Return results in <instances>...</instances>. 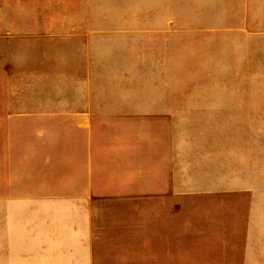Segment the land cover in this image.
Segmentation results:
<instances>
[{
    "label": "rangeland",
    "instance_id": "1",
    "mask_svg": "<svg viewBox=\"0 0 264 264\" xmlns=\"http://www.w3.org/2000/svg\"><path fill=\"white\" fill-rule=\"evenodd\" d=\"M64 111L179 147L174 257L137 198L70 240L85 186L29 180ZM0 264H264V0H0Z\"/></svg>",
    "mask_w": 264,
    "mask_h": 264
},
{
    "label": "crops",
    "instance_id": "2",
    "mask_svg": "<svg viewBox=\"0 0 264 264\" xmlns=\"http://www.w3.org/2000/svg\"><path fill=\"white\" fill-rule=\"evenodd\" d=\"M55 123L50 145L42 146L40 165L30 168L29 180H68L69 184L85 186V201L80 215L70 221L67 234L77 248L89 249L93 243V214L89 209L90 195L105 198L139 199L141 217L146 219V231L155 234L157 250L161 256L174 257L173 246L159 245V240H173L171 214L164 225V198L171 194L173 185L179 184V147L170 140L148 143V137L128 136L125 130L111 125L104 141L99 137V127L89 112H55L49 114ZM120 133L117 135V133ZM96 133V134H95ZM123 133L124 135H121ZM97 135V136H96ZM102 185L104 188H98ZM169 192V193H168ZM72 200V199H71ZM86 208V210H85ZM74 224V225H73ZM155 227L149 229L148 227ZM151 237V236H150ZM164 249V251H163ZM171 250V251H170ZM160 254L157 253V257Z\"/></svg>",
    "mask_w": 264,
    "mask_h": 264
}]
</instances>
